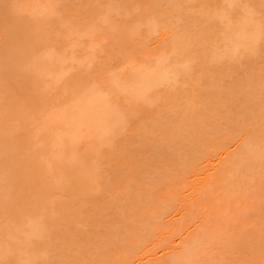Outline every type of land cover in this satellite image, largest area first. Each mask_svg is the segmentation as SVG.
Segmentation results:
<instances>
[{
    "label": "rangeland",
    "instance_id": "1",
    "mask_svg": "<svg viewBox=\"0 0 264 264\" xmlns=\"http://www.w3.org/2000/svg\"><path fill=\"white\" fill-rule=\"evenodd\" d=\"M253 108L264 0H0V264H264Z\"/></svg>",
    "mask_w": 264,
    "mask_h": 264
},
{
    "label": "bare ground",
    "instance_id": "2",
    "mask_svg": "<svg viewBox=\"0 0 264 264\" xmlns=\"http://www.w3.org/2000/svg\"><path fill=\"white\" fill-rule=\"evenodd\" d=\"M30 51H31V50L29 49V47H27L25 50H22V51H20V52H15V53L11 54V56L8 57L9 60L5 58V61H9V62H10L12 65H14V66H15V65H16V66H19V65L22 64L25 60L28 59V57H29L28 55L30 54ZM5 61H4V62H5ZM16 66H15V68H14L13 71H12V70H9V71H5V73L3 72L4 76L7 77V78H10V79H16V78L20 77V75H18V74L16 73ZM51 67H52V65H51ZM51 71H52V70H51ZM114 106H115V104H114ZM106 107H108V106H106ZM115 108H117V106H115L113 109H112V108H106V109H112V110H110L111 112H110L109 110H106V109H105L104 111H103V110H99V111H98V109H96L95 112H97V111L100 112V116H101V115H103V116L108 115V117H109V115H111V113H112L113 110H115V111L117 110V109H115ZM254 110H255V108H253V111H252V112H254V113L257 112V113H256L257 115L260 113L258 116L261 115V112H258V110L261 111V109H258L257 111H256V110L254 111ZM115 111H114L113 113H115ZM263 112H264V111H262V113H263ZM113 113H112V115H113ZM98 114H99V113H98ZM103 116H101V119H102ZM110 117H111V116H110ZM260 117H262V115H261ZM260 117H259V118H260ZM257 118H258V117H257ZM262 118H263V119H262ZM262 118H260V119H262V123H261V124L264 125V123H263V122H264V113H263V117H262ZM110 119L112 120L113 118H105V117H103V122L106 124V123H108L107 121H109ZM112 121H113V120H112ZM112 121H110V122H112ZM120 121H121V119L119 120V122H120ZM103 122H101V124L99 123V124H100V125L98 124L99 126L96 124V125H95L96 127H95L94 125H92L93 127H91V132H92L94 135L98 136V134H99L98 132H100V131H101V127L104 126V125H103ZM119 122H118V124H119ZM261 124H260L259 126L262 128ZM258 129H259V128H258ZM262 130H264V126H263ZM259 131H261V130H259ZM263 148H264V147H262L261 149H263ZM261 149H260V153H258V155H257V152L255 153L256 156H255V154H254V156H253V159H254V160L257 159L258 156L263 157L262 154H263L264 149L262 150V153H261ZM263 155H264V154H263ZM238 157H239V156H238ZM244 157H245V156H244ZM254 157H255V158H254ZM231 158H232V157H231ZM231 158H230V159H231ZM230 159H229V161H232V160H233V158H232V160H230ZM239 159H240V157H239ZM246 159H247V158H246ZM251 159H252V158H251ZM253 159L251 160V163H252ZM258 159H260V162H261V159H263L262 162L264 161V158H259V157H258ZM241 160H242V159H241ZM243 160H244V159H243ZM237 161H238V160L236 159V162H235L236 165H237ZM258 161H259V160H257V163H259V165H260L262 162L260 163V162H258ZM227 162H228V161H227ZM242 162H243V161H242ZM245 162H246V161H245ZM254 162H255V161H253V164H255ZM249 163H250V161H249ZM257 163H256V165H257ZM235 164H233V165H235ZM238 164H241L240 161H238ZM223 165H224L223 167H228V166H227L228 164L226 165V163L223 164ZM231 165H232V163H231ZM259 165H257V166H259ZM261 165H262V164H261ZM257 166H256V167H257ZM257 168H258V167H257ZM257 168H255V169L258 170ZM261 168L263 169L264 166H262ZM261 168L259 167V169H261ZM223 169H226V168H221V170H220L221 173H222ZM262 169H261V170H262ZM261 170H260V172H259V177H260V173H261V175H264V174H262ZM258 171H259V170H258ZM262 171L264 172V170H262ZM255 172H256V171H255ZM224 173H225V172H224ZM257 174H258V173H257ZM225 175H226V176H223V175H222L223 178H226V179H225L226 182L223 183L224 185H221L223 179L218 180L221 176H220L218 179L216 178V179H217L216 181H217L218 183H220L221 188H222V186L225 187V189L222 188L223 191H225V192L227 193V191H230V190H228V189H229V186H230V187L232 186V188L235 189V188H234L235 185H236V187L239 188V189L237 188L238 191L243 190V185H242V184L239 185V183H236L235 181H234L235 184H233L234 182L231 181V180H233V177L231 176V177H230L231 179H230V178L228 179L227 174H225ZM214 176H215V175H214ZM214 176H213V177H214ZM263 177H264V176H263ZM263 177H260V179L263 178ZM214 179H215V178H214ZM227 179H228V180H227ZM228 181H229V182H232L231 184H233V185H231V184L229 185V182H228ZM260 181H262V179H261ZM223 182H224V181H223ZM218 183H217V184H218ZM226 183H227V185H226ZM258 183H259V182H258ZM261 183H262V182H261ZM261 183H260V184H261ZM263 183H264V181H263ZM252 184H254V183H252ZM218 185H219V184H218ZM225 185H226L227 187H226ZM228 185H229V186H228ZM237 185L241 186L242 188L239 187V186H237ZM250 185H251V184H250ZM255 185H256V183H255ZM258 185H259V184H258ZM258 185H257V186H258ZM261 185H262V184H261ZM253 186H254V185H253ZM259 186H260V185H259ZM247 187H249V185L246 186V187H244L247 191L249 190L247 193H250V194H251V192H252L254 195L251 194V196H252V197H253V196H254V197L256 196L255 198H254V197L252 198L249 194H247V195H248L247 197H248L250 200H251V199L254 200V202H252V201H249V202H251V203H255V202H256V207H259V206H257V205H258L257 203H260V206H261V202H260V200L262 201V199H263L262 202L264 203V198H262V197H264V195H263L262 197L259 196V194H257V193H258V190H257V192H256V194H255V191H256L255 189H254V192H253V189H252L251 192H250V189H251L252 185L249 187L250 189H247ZM254 188H256V186H255ZM226 189H227V190H226ZM245 189H244V190H245ZM259 189H261V187H260ZM231 191H233V190L231 189ZM235 191L237 192L236 189H235ZM235 191H233V192H235ZM259 191H260V190H259ZM261 191H262V189H261ZM263 191H264V190H263ZM233 192H228L229 194L227 193V194L225 195L226 200H227V197H229L230 200H227V202H228V203H231V204H232V202H234V197H232V199H231V196H232V195L234 196ZM259 193H260V192H259ZM262 193H263V192H262ZM262 193H261V194H262ZM231 194H232V195H231ZM261 194H260V195H261ZM203 195H204V194H203ZM230 195H231V196H230ZM203 197H204V196H203ZM206 197H208V196L206 195L202 200L200 199V200L202 201L201 204L203 203V206H207V205L210 204V202H211L210 200H205V199H207ZM250 197H251V198H250ZM225 198H224V200H225ZM242 198L245 200L244 197H242ZM242 198H241V199H242ZM248 198H246V200H247ZM258 198H259V201H258ZM215 199H216V198H215ZM215 199H214V200H215ZM239 199H240V198H239ZM239 199L237 198V199L235 200L234 205H236L237 203H238V204L241 203L242 200H239ZM249 199H248V200H249ZM255 199H256V200H255ZM211 200H212V199H211ZM217 200H219V199H217ZM224 200H223V201H224ZM226 200H225V201H226ZM231 200H232V202H231ZM244 200H243V201H244ZM205 201H208V202L210 201V202L207 203V202H205ZM229 201H230V202H229ZM237 201H238V202H237ZM214 202H215V201H214ZM216 202H217V201H216ZM205 203H206L207 205H205ZM235 203H236V204H235ZM245 203H246V202H245ZM247 203H248V201H247ZM231 204H229V205H231ZM214 205H215V203H214ZM254 205H255V204H254ZM262 205H263V204H262ZM208 206H209V207H213V211L217 210L216 208H214V206H213L212 204H211V205H208ZM215 206H216V205H215ZM231 206H233V204H232ZM250 206H251V205H249V207H250ZM251 208H252V207H251ZM251 208H250V213L253 212V213H251V214L253 215L254 212H255V210H254L255 207H253V209H251ZM261 208H262V206H261ZM246 209H247V211H248V212L246 211V213H248V214H247V215H248V219H249V218H252V217H251V214H249V210H248L249 208L246 207ZM259 209H260V208H259ZM262 209H263V208H262ZM218 210L221 211V208H220V209L218 208ZM251 210H254V211H251ZM263 210H264V209H263ZM220 211H219V215L217 214L218 211H215L216 213H215V212H214V213L217 214V216H220L222 213H224L223 211H221V212H220ZM243 211H245V210H243ZM243 211H241L240 213L242 214ZM259 211H260V210H259ZM261 211H262V210H261ZM257 212H258V211H256L255 213H257ZM263 212H264V211H263ZM220 213H221V214H220ZM258 213H260V212H258ZM209 215H210V214H209ZM212 215L216 217V215H214L213 212L211 213L210 216H212ZM222 215H225V214H222ZM243 215H245V214H242V216H243ZM247 215H245V216H247ZM254 215H256V214H254ZM254 215H253V216H254ZM263 215H264V214H262V215H260V216H263ZM242 216L240 215L239 219H242V218L244 219L245 216H243V217H242ZM224 217H226V216H224ZM241 217H242V218H241ZM246 218H247V217H246ZM246 218H245V219H246ZM262 218H263V217H262ZM239 219H238L237 222H241V223H242V221L244 222V220L241 221V220H239ZM248 219H246V220H248ZM262 220H264V218H263ZM230 224H231V223H230ZM230 224H229V225H230ZM234 224H237L236 226H238L240 223H234ZM232 226H233V225H232ZM194 243H195V241H193V244H194Z\"/></svg>",
    "mask_w": 264,
    "mask_h": 264
}]
</instances>
